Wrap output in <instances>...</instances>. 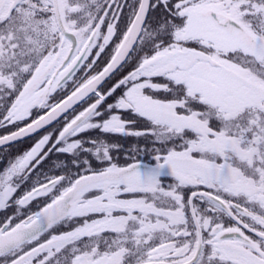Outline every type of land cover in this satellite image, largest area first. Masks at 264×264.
Returning a JSON list of instances; mask_svg holds the SVG:
<instances>
[{
  "label": "snow or ice",
  "instance_id": "1",
  "mask_svg": "<svg viewBox=\"0 0 264 264\" xmlns=\"http://www.w3.org/2000/svg\"><path fill=\"white\" fill-rule=\"evenodd\" d=\"M0 133V264H264V0H0Z\"/></svg>",
  "mask_w": 264,
  "mask_h": 264
},
{
  "label": "flooded vegetation",
  "instance_id": "2",
  "mask_svg": "<svg viewBox=\"0 0 264 264\" xmlns=\"http://www.w3.org/2000/svg\"><path fill=\"white\" fill-rule=\"evenodd\" d=\"M2 134V133H0ZM120 142L126 146H134L136 144V140L135 138H123L120 140ZM31 141L30 140H25L23 143H16L14 144L11 148H1L0 149V155L5 154L6 152H14L16 149L18 148H24L27 147L28 144H30ZM119 158H120V162L123 163L124 162V157L122 154H118ZM141 157L142 153H141Z\"/></svg>",
  "mask_w": 264,
  "mask_h": 264
},
{
  "label": "rangeland",
  "instance_id": "3",
  "mask_svg": "<svg viewBox=\"0 0 264 264\" xmlns=\"http://www.w3.org/2000/svg\"><path fill=\"white\" fill-rule=\"evenodd\" d=\"M142 156H143V153H142ZM143 158V157H142Z\"/></svg>",
  "mask_w": 264,
  "mask_h": 264
},
{
  "label": "water",
  "instance_id": "4",
  "mask_svg": "<svg viewBox=\"0 0 264 264\" xmlns=\"http://www.w3.org/2000/svg\"><path fill=\"white\" fill-rule=\"evenodd\" d=\"M27 140V139H26ZM1 149V148H0Z\"/></svg>",
  "mask_w": 264,
  "mask_h": 264
}]
</instances>
